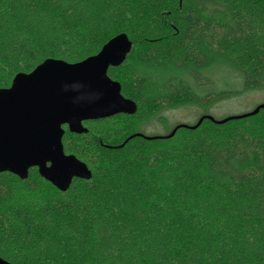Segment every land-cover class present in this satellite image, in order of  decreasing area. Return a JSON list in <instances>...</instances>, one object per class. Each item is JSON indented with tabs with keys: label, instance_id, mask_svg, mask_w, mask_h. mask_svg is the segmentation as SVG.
<instances>
[{
	"label": "trees",
	"instance_id": "obj_1",
	"mask_svg": "<svg viewBox=\"0 0 264 264\" xmlns=\"http://www.w3.org/2000/svg\"><path fill=\"white\" fill-rule=\"evenodd\" d=\"M119 34L132 46L107 76L136 113L84 122L80 135L63 129L64 153L91 175L66 191L35 168L23 180L0 172V258L264 264V137L246 131L245 118L127 140L162 108L204 103L177 80L152 83L147 68H188L196 83L222 68L230 83L209 92L213 102L264 89V0H0V89L47 59L93 56ZM41 184L49 191L37 206L17 201L20 187L34 196Z\"/></svg>",
	"mask_w": 264,
	"mask_h": 264
},
{
	"label": "water",
	"instance_id": "obj_2",
	"mask_svg": "<svg viewBox=\"0 0 264 264\" xmlns=\"http://www.w3.org/2000/svg\"><path fill=\"white\" fill-rule=\"evenodd\" d=\"M131 46L128 37L119 34L93 56L77 63L47 59L30 73L15 75L8 88L0 89V172L23 180L31 168H36L39 176L59 191H66L74 178L89 179L87 166L64 153L63 127L80 135L87 132L84 122L136 113V103L125 98L120 84L107 76L109 67L119 66ZM261 109L264 105L219 121L202 117L194 126L178 125L164 137L135 134L127 140L135 136L146 140L171 138L177 129H195L204 119L224 124ZM54 159L70 160L73 165L54 164ZM0 264L9 263L0 258Z\"/></svg>",
	"mask_w": 264,
	"mask_h": 264
},
{
	"label": "rangeland",
	"instance_id": "obj_3",
	"mask_svg": "<svg viewBox=\"0 0 264 264\" xmlns=\"http://www.w3.org/2000/svg\"><path fill=\"white\" fill-rule=\"evenodd\" d=\"M144 74L151 79L152 83L159 78L167 79L168 81L177 80L180 83L187 84L200 99H204V103L184 104L174 108H162L156 115H153L149 119L141 123H134L133 132L135 134L148 137H164L170 134L178 125L194 126L202 117L209 116L215 120H222L249 113L257 106L264 105V89L243 92L230 99L213 102L209 92L219 90L221 85L225 87L226 82L230 83L228 76L222 68L205 71L206 78L201 83H196V79L191 78L192 76L188 68H179L176 66L147 68ZM212 80L215 83L214 86L212 85ZM208 122L206 121L203 125H206ZM241 124L250 134L264 137V109L259 110L255 115L241 120ZM183 134V131L177 132L175 139L183 136ZM162 146L163 144L158 142L153 144L151 148L154 150ZM48 191L47 185L41 184L39 191L33 196L24 194L22 187H20L17 192V201L27 202L28 205L37 206Z\"/></svg>",
	"mask_w": 264,
	"mask_h": 264
},
{
	"label": "snow or ice",
	"instance_id": "obj_4",
	"mask_svg": "<svg viewBox=\"0 0 264 264\" xmlns=\"http://www.w3.org/2000/svg\"><path fill=\"white\" fill-rule=\"evenodd\" d=\"M117 43H119V42H117ZM107 52H108V50H105V54H107ZM101 60H103V57H101ZM96 63H99V62H96ZM53 163L54 164L59 163V164L65 165V166H72L73 165V161H70V160H56V159H54Z\"/></svg>",
	"mask_w": 264,
	"mask_h": 264
},
{
	"label": "flooded vegetation",
	"instance_id": "obj_5",
	"mask_svg": "<svg viewBox=\"0 0 264 264\" xmlns=\"http://www.w3.org/2000/svg\"><path fill=\"white\" fill-rule=\"evenodd\" d=\"M66 126L63 127V129H65ZM36 169V168H35ZM37 170V169H36Z\"/></svg>",
	"mask_w": 264,
	"mask_h": 264
}]
</instances>
